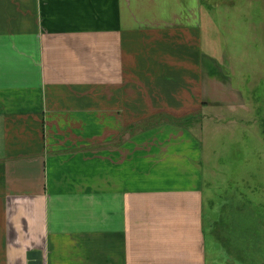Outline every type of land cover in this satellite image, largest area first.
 Returning <instances> with one entry per match:
<instances>
[{
    "label": "crops",
    "instance_id": "crops-1",
    "mask_svg": "<svg viewBox=\"0 0 264 264\" xmlns=\"http://www.w3.org/2000/svg\"><path fill=\"white\" fill-rule=\"evenodd\" d=\"M203 4L0 0V264H208L202 142L166 116L242 100Z\"/></svg>",
    "mask_w": 264,
    "mask_h": 264
},
{
    "label": "rangeland",
    "instance_id": "rangeland-1",
    "mask_svg": "<svg viewBox=\"0 0 264 264\" xmlns=\"http://www.w3.org/2000/svg\"><path fill=\"white\" fill-rule=\"evenodd\" d=\"M203 2L216 22L206 45L242 97L236 108L195 113L207 260L264 264V0Z\"/></svg>",
    "mask_w": 264,
    "mask_h": 264
},
{
    "label": "trees",
    "instance_id": "trees-1",
    "mask_svg": "<svg viewBox=\"0 0 264 264\" xmlns=\"http://www.w3.org/2000/svg\"><path fill=\"white\" fill-rule=\"evenodd\" d=\"M167 118H169V121L175 125L178 126H192L197 121L195 120L196 114L187 115L184 117H171L169 115H166ZM195 120V121H194Z\"/></svg>",
    "mask_w": 264,
    "mask_h": 264
}]
</instances>
